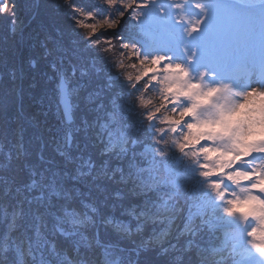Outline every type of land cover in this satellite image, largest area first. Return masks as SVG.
<instances>
[{
  "label": "snow or ice",
  "instance_id": "1",
  "mask_svg": "<svg viewBox=\"0 0 264 264\" xmlns=\"http://www.w3.org/2000/svg\"><path fill=\"white\" fill-rule=\"evenodd\" d=\"M10 41L0 264H264V219L241 210L264 203V140L244 155L196 130L213 92L237 98L236 119L264 96V0H0Z\"/></svg>",
  "mask_w": 264,
  "mask_h": 264
},
{
  "label": "rangeland",
  "instance_id": "2",
  "mask_svg": "<svg viewBox=\"0 0 264 264\" xmlns=\"http://www.w3.org/2000/svg\"><path fill=\"white\" fill-rule=\"evenodd\" d=\"M105 36H112L115 33H105ZM170 76L179 75V73H169ZM173 89L181 92L184 89L177 87L174 83L170 85ZM69 91V90H68ZM177 91V90H176ZM72 97H77L73 92L69 91ZM71 102V98H70ZM239 101L234 96L222 95L213 92L209 97V106L207 111L215 110V118L205 120L202 124L196 126L198 134L204 136L223 137L226 141L243 144L246 140L249 142L250 137L257 133L264 132V96L256 97L238 109L239 118H233L232 106L238 104ZM73 106V103H72ZM244 129L245 131H242ZM248 145V143H247ZM246 145V146H247ZM226 154L223 150H217ZM215 160H211L213 164ZM216 164V163H215ZM264 179V178H262ZM264 187V183L261 185ZM243 212H255L261 219H264V203L250 202L248 205H242ZM244 264H261L258 258L251 257Z\"/></svg>",
  "mask_w": 264,
  "mask_h": 264
},
{
  "label": "trees",
  "instance_id": "3",
  "mask_svg": "<svg viewBox=\"0 0 264 264\" xmlns=\"http://www.w3.org/2000/svg\"><path fill=\"white\" fill-rule=\"evenodd\" d=\"M74 3L76 4H84L86 7L89 5L90 3V0H73ZM58 15H66L65 13H60ZM16 47V44L15 42H12L10 41L8 43V45L6 46V49H5V46L3 45H0V52H3L5 50H8V51H13ZM46 70V64H41V70L39 73H37V78L39 80V87H38V91L39 92H42L43 94H45L47 97H48V100H49V103H51V99H52V85L51 83H49L47 80H46V77H44L42 75V73ZM71 85L69 86V91L72 92L71 90ZM179 88L177 89H173L174 91L176 92H180L178 90ZM151 95V94H149ZM70 98H71V102L73 103V106L75 105H80V107L82 108L83 107V99L82 97H72L71 94H70ZM74 114L78 117L79 114H80V109L79 108H75L74 107ZM213 164H215V162H213ZM141 264H154V254L150 255V256H147L145 257Z\"/></svg>",
  "mask_w": 264,
  "mask_h": 264
},
{
  "label": "clouds",
  "instance_id": "4",
  "mask_svg": "<svg viewBox=\"0 0 264 264\" xmlns=\"http://www.w3.org/2000/svg\"><path fill=\"white\" fill-rule=\"evenodd\" d=\"M251 140H264V132L257 133L256 135L250 137ZM189 143H195L194 140H190ZM248 141L246 140L243 144L236 143V141H233V146L242 154L247 155L249 152V148L246 146ZM208 159L215 160L216 166L219 168L222 165H226V163L232 159L230 155L224 154L219 151L210 152L207 154ZM239 159V157H237Z\"/></svg>",
  "mask_w": 264,
  "mask_h": 264
},
{
  "label": "water",
  "instance_id": "5",
  "mask_svg": "<svg viewBox=\"0 0 264 264\" xmlns=\"http://www.w3.org/2000/svg\"><path fill=\"white\" fill-rule=\"evenodd\" d=\"M64 99H65V102H66V103H69V104L72 105V102H70V98H69V91H67V92L65 93V97H64Z\"/></svg>",
  "mask_w": 264,
  "mask_h": 264
}]
</instances>
